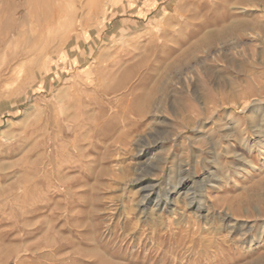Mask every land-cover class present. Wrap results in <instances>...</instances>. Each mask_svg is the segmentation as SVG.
<instances>
[{"label": "rangeland", "instance_id": "374dc122", "mask_svg": "<svg viewBox=\"0 0 264 264\" xmlns=\"http://www.w3.org/2000/svg\"><path fill=\"white\" fill-rule=\"evenodd\" d=\"M0 264H264V3L0 0Z\"/></svg>", "mask_w": 264, "mask_h": 264}, {"label": "bare ground", "instance_id": "6f19581e", "mask_svg": "<svg viewBox=\"0 0 264 264\" xmlns=\"http://www.w3.org/2000/svg\"><path fill=\"white\" fill-rule=\"evenodd\" d=\"M241 1V0H240ZM258 1H260V2H263L264 3V1L263 0H258ZM12 27V26H11ZM167 33V32H166ZM193 33H195L196 35H198V34H201V33H204L205 35H204V38L203 39H201L198 43H196V45H194V47L195 48H197V45H199V44H205V43H211V41H213V40H220V39H223V38H225V37H228V36H231V35H233V34H235L236 32H193ZM163 35H166V34H163ZM203 35V34H202ZM6 37V36H5ZM166 37H167V35H166ZM179 37V36H178ZM182 38V37H181ZM6 41V40H5ZM3 43V42H2ZM193 43V42H192ZM4 44V43H3ZM13 44V43H12ZM155 46V45H154ZM157 46V45H156ZM152 48V47H151ZM160 48V47H159ZM191 48V47H190ZM151 50V49H150ZM161 50V49H160ZM183 50V49H182ZM153 51V50H152ZM156 51V50H155ZM191 51V50H190ZM151 52V51H150ZM149 52V53H150ZM154 52V51H153ZM158 53V52H157ZM189 50L187 51H183V53L181 54V57H180V59H182V58H185V59H187V57H188V55H189ZM156 54V53H155ZM148 56V55H147ZM149 57V56H148ZM192 58V57H191ZM184 59V60H185ZM193 59V58H192ZM190 60V59H189ZM194 60V59H193ZM188 66H189V62L188 61H186V62H184L183 64H181V66L177 69V68H174V71H177L176 73H179L180 71H183L184 69H188ZM157 68V67H156ZM150 69V68H149ZM172 68L171 67H167L166 68V70H165V72L163 73V76H162V79H166L167 78V76H168V73L166 72V71H168V70H171ZM133 70H135V69H133ZM128 72H130V71H126L123 75H122V80H125L127 77V80H126V82H125V84L126 83H128V81L130 80V79H132V77H130V76H128L127 74H128ZM132 72V71H131ZM137 71H135V72H133V74H135ZM130 74H132V73H130ZM145 74H146V72H145ZM144 74V75H145ZM144 77V76H143ZM159 82H160V84H159ZM157 81L152 87H151V90L152 91H163L162 93H165L166 92V89L165 88H163V82L162 81ZM123 89V88H122ZM121 90V89H120ZM118 91V90H117ZM106 92V94H108V91H105ZM225 96H226V98H234L229 92H226L225 93ZM146 109H149L150 108V106H152L153 105V103H154V99H153V97L151 96V94L150 95H148L147 97H146ZM137 103V102H136ZM139 104V103H138ZM131 105V104H130ZM135 106V105H134ZM139 106V105H138ZM142 109V108H141ZM135 110V109H134ZM259 112H261V109H259L255 114H258Z\"/></svg>", "mask_w": 264, "mask_h": 264}]
</instances>
